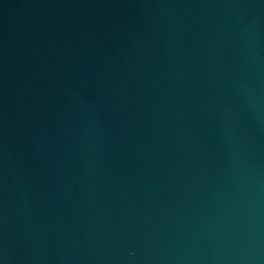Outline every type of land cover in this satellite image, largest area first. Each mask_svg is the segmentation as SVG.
I'll list each match as a JSON object with an SVG mask.
<instances>
[{
  "label": "water",
  "instance_id": "1",
  "mask_svg": "<svg viewBox=\"0 0 264 264\" xmlns=\"http://www.w3.org/2000/svg\"><path fill=\"white\" fill-rule=\"evenodd\" d=\"M0 264H264V0H0Z\"/></svg>",
  "mask_w": 264,
  "mask_h": 264
}]
</instances>
